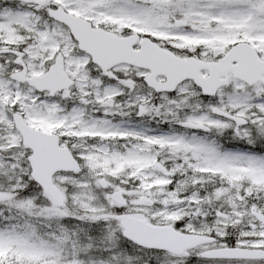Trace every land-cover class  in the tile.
Here are the masks:
<instances>
[{"label":"snow or ice","instance_id":"6c2138e0","mask_svg":"<svg viewBox=\"0 0 264 264\" xmlns=\"http://www.w3.org/2000/svg\"><path fill=\"white\" fill-rule=\"evenodd\" d=\"M0 264H264V0H0Z\"/></svg>","mask_w":264,"mask_h":264}]
</instances>
